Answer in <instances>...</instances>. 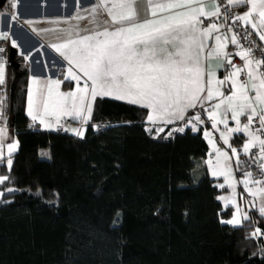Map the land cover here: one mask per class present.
Segmentation results:
<instances>
[{
    "label": "trees",
    "instance_id": "1",
    "mask_svg": "<svg viewBox=\"0 0 264 264\" xmlns=\"http://www.w3.org/2000/svg\"><path fill=\"white\" fill-rule=\"evenodd\" d=\"M24 64L5 109L18 148L11 172L0 165V174L19 188L0 202V264H264L255 207L239 227L220 222L234 208L217 197L200 131L149 134L147 108L111 97H97L83 138L31 128ZM241 156L236 173L255 174ZM256 228L259 239L250 236Z\"/></svg>",
    "mask_w": 264,
    "mask_h": 264
},
{
    "label": "snow or ice",
    "instance_id": "2",
    "mask_svg": "<svg viewBox=\"0 0 264 264\" xmlns=\"http://www.w3.org/2000/svg\"><path fill=\"white\" fill-rule=\"evenodd\" d=\"M139 2L98 0L95 6L82 10L91 15L96 25L85 30L88 34L82 35L75 26L61 30L62 34L57 37L61 42L49 46L67 62L64 80L75 82V88L63 92L60 91V85L64 82L61 79L47 78L42 83L40 77H31L27 94L28 116L47 129L56 126L62 128L61 119L64 117H71L84 125L91 120L97 97H111L149 109L147 122L152 125L146 128L149 134L153 128L157 135L164 132V127L158 125L184 121V126L167 133V136H172L173 131L183 133L188 126L192 131H198L197 123H204L200 113L187 120L186 113L189 109L204 108L205 103L217 100V103L210 105V110L204 108V111L211 121V127L220 132V138L231 148L238 166L243 163L239 158L240 152L229 144V137L234 133L243 134L240 151L255 163L258 174L254 176L252 171H245L244 178L236 183H242L245 191L254 198L253 201H246V205L253 204L255 198L259 197L256 210L264 216V0H226L224 5L212 0L211 10H207L206 0H143L149 14L148 18L143 19L137 8ZM76 6L79 9L80 0H76ZM238 6H244L246 10L235 14L232 10ZM11 7H17V0H11ZM176 9L183 10L174 11ZM104 13L110 19L101 22L98 17ZM202 18L210 23L205 26ZM213 18L222 22H211ZM16 19L17 15L13 14L11 20ZM69 19H81V16L77 12ZM48 22L60 23L59 20ZM26 23L32 25L38 21L29 20ZM226 26L227 31L222 33L221 29ZM238 28L244 30L243 35L233 30ZM33 31L41 35L52 30L38 31L33 28ZM253 33L258 35L261 43L251 39ZM242 39L248 41L247 46L241 43ZM209 40L215 41L214 47L206 43ZM0 41H10L12 47H19L17 41L11 38L10 31H0ZM229 42L239 50L228 52ZM206 49L207 57L225 59L223 78L202 67V55ZM4 52L5 48L0 47V53ZM257 52L260 56L256 55ZM233 55L244 63H233ZM5 64L4 57L0 56V87L6 85ZM74 67L82 75H77ZM242 76L244 79H241ZM226 83L227 94L221 90ZM4 106L5 99L0 97V121L6 120ZM53 117L54 122L50 119ZM229 117L235 122L234 127H229ZM241 117L245 118L243 124ZM220 124L224 125V131L218 128ZM71 131L83 138L82 128ZM5 133V127L0 126V165L6 166L10 173L12 154L18 148V141L6 145V155ZM210 135L209 131H204L206 138ZM209 143L216 153L215 164L212 160L207 161L212 174L224 176L232 189L231 197L220 196L218 199L227 202L226 208L228 204L235 206L232 217L220 222L239 227L243 221H249V216L236 203V184L232 182L229 163L232 157L217 147L213 140H209ZM40 155L48 156V153L41 152ZM6 182L11 183L10 175H0V185ZM219 187L225 185L220 184ZM17 190L7 187L0 191V198L4 197L5 192ZM36 195L41 193L38 191ZM0 202L10 201L0 199ZM250 236L261 238V230L256 228ZM261 251L264 253V249Z\"/></svg>",
    "mask_w": 264,
    "mask_h": 264
},
{
    "label": "crops",
    "instance_id": "3",
    "mask_svg": "<svg viewBox=\"0 0 264 264\" xmlns=\"http://www.w3.org/2000/svg\"><path fill=\"white\" fill-rule=\"evenodd\" d=\"M97 3L98 0H80V6L78 9L76 6V0H17V7L15 8V14L17 15V19L15 21L11 20L12 15L9 13L7 6L0 8V31H10L11 38L15 39L19 45V47L17 48V52H19L20 54L21 52L23 53L22 57H23V61L25 62L24 65L26 66L28 71L26 96H25V100H26L25 113L30 121H32L31 117L28 116L27 114V94H28V89L31 85V77L33 76L40 77L42 83L47 78L61 79L64 82L60 85V91L67 92L74 90L75 82H69L68 80H64V76L67 74V67H68L67 62L64 61L63 58L59 55V53H57L49 45L60 43L61 40H59L57 37L58 35L62 34L61 30L71 29L74 26L77 27V29L80 31L82 35L88 34L85 30L92 29L96 27V25L93 24L91 15L88 12L82 10L85 8H91L92 6H95ZM206 3L208 5L207 10H211L212 0H206ZM137 8L140 12L141 19L148 18L149 14L146 10V5L144 4L143 0H140V2L137 4ZM235 9L237 10L238 14H241L246 10L244 6H238ZM182 10L183 9H176L174 11H182ZM77 12H79L81 19H69L73 17ZM164 14L166 15L167 13ZM98 19L102 22L103 20L110 18L107 17L106 13H104L100 15ZM29 20L38 21V23L29 25L28 23H26V21ZM52 20H59L60 23L53 24L48 22ZM66 20L68 21L67 23L64 22ZM211 22H215L219 24L222 21L212 20ZM209 23L210 21L204 18V25L207 26ZM33 28L38 31L45 29H49L52 31L42 32L41 35H37L36 32L33 31ZM224 31H227V27L221 29L222 33ZM256 36L259 40L258 35ZM206 43L210 47L215 46L214 40H209ZM42 45L43 47L41 48ZM226 50L228 52L235 53L239 49H237L229 42ZM29 54H31L30 57ZM206 54H207V49L205 50V53L202 55V67L214 71L218 78H223L225 75V69H224L225 59L207 57ZM241 62L242 64L244 63L242 60ZM45 65L47 66L45 67ZM73 70L76 72L77 75H82L75 67L73 68ZM16 76L17 75L14 72V76L12 78L9 77L8 65H6L5 66L6 85L4 87H0V92L5 97L6 105H7V97H8V88L9 86L12 87V85L15 83L14 78ZM81 83H83V81H81ZM221 90L225 91V93L227 94L228 84L226 83L225 85H223ZM217 102H218L217 100H213L211 102L205 103L204 108H208L210 110V105L215 104ZM204 108L197 107L196 109H191L192 111L190 113L187 112L186 116H188L189 118L192 117L195 113L199 112L201 115V119L204 120L203 124L197 123V127L199 129L198 131H200L201 135L203 136L207 144V151L205 155L206 163L208 160H212L213 164H215L216 162V153L213 152L212 144L209 143V140H213L217 147H219L222 151L228 152L229 156L232 157L229 163L232 168V176H233L232 182L236 184L237 205L239 206L240 209L246 212L249 207H255L257 209L260 203L259 197L255 198V202L253 204L246 205V201H253L254 198L251 197L245 191L242 183H236L237 181H240L244 178L243 172L240 174L236 173V168L234 166V160H236V157L233 155L231 148H229V145L225 144L223 140L220 138V132L211 127V121L208 120ZM149 111L150 110L147 109V115ZM50 119L52 122H54V117ZM177 122L179 121H176L174 124H176ZM244 122H245V118L241 117V123L243 124ZM174 124H168L169 126L168 128H170ZM61 125H63L62 128L60 126H56L50 130H60L75 135L71 131V129L82 128L83 132L85 133V124L81 125V123L78 120H73L71 117L62 118ZM145 125L146 126L151 125L149 122H147V116L145 118ZM158 126L164 127L166 125H158ZM234 126H235V122L232 121L229 117V127H234ZM3 127H5L6 129L5 139H4V144H5L4 151L5 154L7 155L6 145L8 143H12L13 141H18V139L15 130L10 128L7 123ZM39 127L43 129H47L41 124H39ZM189 127L191 128V126ZM218 128L220 129V131L225 130L224 125L222 124L218 125ZM205 130L211 133V135L207 138L204 136ZM235 136H238L236 140L241 139L239 143L232 142V139L235 138ZM243 142H244L243 134L234 133L229 137V144H231L232 147L236 148L238 152H242L240 150L242 149ZM254 152H256V149ZM207 166L210 176L215 180V184L217 185V187L220 188V192L218 193L217 197L220 196L231 197L232 189L225 182L224 176L221 175L214 176L212 174V168L208 165V163ZM245 171H252V170L247 169ZM257 174L258 171L254 174V176H256ZM0 175H4V174H0ZM220 184H224L225 187L223 188L219 187ZM7 187H13L15 189H18L19 185L17 182H11V183L8 182L5 184V187L3 188L0 187V191H3ZM250 187H255V186L250 185ZM240 191L242 192V196L238 195V192ZM10 198L14 199L15 197L13 196ZM220 202L222 205H226L227 203L226 201H222V200H220ZM233 208L234 209L232 214L235 212V206H233ZM231 217L232 215L228 219H230Z\"/></svg>",
    "mask_w": 264,
    "mask_h": 264
},
{
    "label": "built area",
    "instance_id": "4",
    "mask_svg": "<svg viewBox=\"0 0 264 264\" xmlns=\"http://www.w3.org/2000/svg\"><path fill=\"white\" fill-rule=\"evenodd\" d=\"M218 3L221 4V5H224V4L226 3V0H218ZM6 6H7L8 10H9V13H10L11 15L15 14V9L11 7V0H7V5H6ZM232 11H233L235 14H238V13H237V10H236L235 8H234ZM202 19H204V18H202ZM213 20L218 21V19H216V18H213ZM226 27H227V26H226ZM233 30H234V31H239V32L241 33V35H243L244 30H243L242 28L233 29ZM251 39H252L253 41H256L257 43H261V42L258 40V38H257V36H256L255 33L252 34ZM241 43H243L245 46L248 45V41H247V40H243V39H242V40H241ZM10 45H11L10 41H0V47H4V48H5V52H4V53H0V56H3L4 59H5V61H6L5 66L9 64L8 54H9V46H10ZM256 55H257V56H260V53L257 52ZM232 59H233V63H235V64H237V65H242L241 59H240L239 57L233 55ZM23 62H24V61L22 60V64H23ZM224 65H225V61H224ZM241 79H244V77L242 76ZM0 97H2V98L5 99L4 95H2L1 92H0ZM5 109H6V103H5V106H4V113H5ZM185 119L187 120V119H188V116H185ZM6 123H7L6 120H5V121H0V126H5ZM30 125H32L31 128L36 127V126H39L38 122H33V121H30V122L28 123V126H29V127H30ZM181 126H184V121H179V122H177L176 124H174L173 126H171L170 128L164 129V131H165V132H164V135L167 136V133H168L169 131H172L174 128H178V127H181ZM95 127L100 128V127H101V124H98V123H97ZM144 127H145V129L148 128V126H146V125H144ZM185 128H186V127H185ZM174 132H176V131H173L172 134H173ZM160 134H161V133H159V135H160ZM154 135H155V136H159V135H157L156 133H154ZM252 151L254 152L255 149H253ZM246 158H247V156H245V155L242 153L241 159H246ZM249 164H250V163H249ZM238 195H239V196H242V192H241V191L238 192Z\"/></svg>",
    "mask_w": 264,
    "mask_h": 264
},
{
    "label": "water",
    "instance_id": "5",
    "mask_svg": "<svg viewBox=\"0 0 264 264\" xmlns=\"http://www.w3.org/2000/svg\"><path fill=\"white\" fill-rule=\"evenodd\" d=\"M5 0H0V6H2V4L4 3ZM8 58H9V64H8V74L9 77H13L14 76V70H20L23 66L22 64V60L23 57L22 55L17 52V48L12 47V45L9 46V54H8ZM14 82H16V77L14 78ZM10 99H11V87L9 86L8 88V97H7V105L6 107L9 109L10 107Z\"/></svg>",
    "mask_w": 264,
    "mask_h": 264
},
{
    "label": "rangeland",
    "instance_id": "6",
    "mask_svg": "<svg viewBox=\"0 0 264 264\" xmlns=\"http://www.w3.org/2000/svg\"><path fill=\"white\" fill-rule=\"evenodd\" d=\"M5 1H6V0H5ZM96 124H97V123H96ZM96 124H94L93 127H94L95 129H99V128L95 127ZM167 126H168V124H167L166 126H164V129H165ZM148 127H152V125H150V126H148ZM188 127H189V126H188ZM186 128H187V127H186ZM153 133H156L155 128H153Z\"/></svg>",
    "mask_w": 264,
    "mask_h": 264
}]
</instances>
